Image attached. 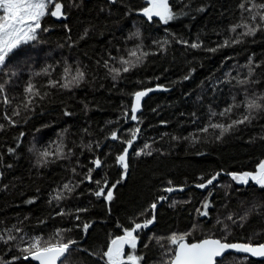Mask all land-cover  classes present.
<instances>
[{
	"label": "trees",
	"instance_id": "1",
	"mask_svg": "<svg viewBox=\"0 0 264 264\" xmlns=\"http://www.w3.org/2000/svg\"><path fill=\"white\" fill-rule=\"evenodd\" d=\"M61 2L66 19L46 17L44 24L49 30L41 32L38 42L22 46L11 58V67L19 73L7 85L13 106L23 99L24 87L30 79L50 95L34 112L14 117L20 121L14 127L4 119L5 113L11 115L12 107L0 103V123L5 125L0 131V172L3 173L0 230L16 225L29 235L47 237L56 229L72 228L67 235L80 241L82 247L93 252L106 250L112 238L123 234L121 226L131 227L133 218L140 222L151 216V211L145 216L140 213L158 196L169 195L163 188L171 180L174 185L187 183V186L184 192H174L167 201L159 203L155 222L141 231L137 254H146V264H162L164 248L168 247L166 238L172 233L192 232L190 241L207 235L220 237L223 231L216 223L218 218L223 220L229 213L238 216L254 206L256 210L244 227L232 226L228 239L247 242L253 237V243L264 242V189L252 182L238 184L227 175L253 171L264 160V113L221 140L215 138L211 129L208 133L199 131L210 118L213 122L229 123L230 120L219 115L212 118L211 113L218 114L228 107L233 97L242 100L243 88L249 94L264 93V33L244 37L239 44L219 47L225 39L236 35L229 29L240 19L241 0H170L174 11L185 14L167 25L158 18L148 21L139 12L147 6L146 0H117L116 4L110 0ZM137 30L140 37H132ZM164 40L168 43L163 47L156 43ZM141 43L150 55L139 67L122 73L114 81L107 74L104 62L120 67L119 58L127 57V52ZM192 43L203 46L191 48ZM210 48L218 50L211 52L207 50ZM250 60L260 65L251 77L257 82L239 86L232 78L244 79ZM77 64L87 73L79 87L71 90L46 87L50 78H60L66 65L75 68ZM48 65L54 68L51 77L34 75ZM185 76L190 78L184 79ZM157 85L163 86L162 90L145 100L139 115L143 121L139 124L141 132L130 150L126 178L116 184L111 202L97 198L94 195L97 185L84 180L88 170L94 167L91 162L96 157L105 162L92 173L93 181L106 179L111 188L121 179L122 168L115 156L125 145L108 137L112 130L119 129L118 135L129 138L128 130L137 126L124 119L126 110L131 115L132 93ZM66 111L71 115H65ZM240 112L243 108L234 110L232 118H237ZM193 136L198 137V142H194ZM61 142L65 153L71 150L69 158L50 157L46 165L37 163L40 151L55 152ZM88 144L92 145L91 150L86 147ZM145 144L151 145L148 149L151 155L133 154ZM9 148L15 151L9 152ZM216 172L222 174L209 189L194 187L201 182L199 177L206 180ZM79 181L83 182L74 192L66 194L65 200H52L63 184ZM205 198L213 206L209 208V217H200L196 209ZM173 199L176 206L170 207ZM29 200L34 203H28ZM81 208L87 211L79 213L80 221L72 216L56 215L61 209L74 212ZM41 220L46 223L41 224ZM83 222L91 224L87 235L75 227ZM153 237L164 239L159 243L153 239L144 249L143 244ZM8 247L0 243V255L10 260L19 253L15 249L8 251ZM226 257L225 264H236L241 256ZM15 264L34 263L20 260ZM71 264L102 262L78 252L74 253ZM244 264H264V260L250 257Z\"/></svg>",
	"mask_w": 264,
	"mask_h": 264
},
{
	"label": "snow or ice",
	"instance_id": "2",
	"mask_svg": "<svg viewBox=\"0 0 264 264\" xmlns=\"http://www.w3.org/2000/svg\"><path fill=\"white\" fill-rule=\"evenodd\" d=\"M111 4H116L117 0H110ZM147 6L139 10V12L147 18L148 21H153V18H158L160 22L167 25L170 21L176 20L179 16L184 15L183 12H177L173 9V4L170 0H146ZM78 6V5H77ZM241 10V16L237 23L233 24L229 29L230 32L235 33L234 37L225 39L219 47H229L234 44L243 42L244 37L255 36L257 32L264 33V0H241L238 6ZM204 9H200L203 11ZM54 17L57 19H66V13L64 12V4L61 0H0V103L12 107L11 115L5 113L4 119L8 121L9 126H16L20 121L14 119V117L22 116V113H31L35 111V108L40 102L45 100L50 93L42 90L41 86L30 79L24 87L23 99L13 106V98L9 96L7 92V85L11 83L13 77L18 76L17 70L11 67V58L21 49L24 45L33 44L38 42L41 32H47L49 29L44 24L46 17ZM66 27V25H65ZM239 30V31H238ZM84 35H87L85 31ZM140 32L137 30L132 34V37L139 38ZM83 38V37H81ZM187 44V41H179ZM156 43L166 45L167 40L156 41ZM191 48H201L202 43H192L189 45ZM208 51L215 52L217 48L207 49ZM150 55L149 52L143 49L142 43L137 44L127 52V57H120L118 63L120 67L110 65L109 61L104 62V67L107 69V74L115 81L121 77L122 73H128L131 70L139 67ZM110 60L116 61V57H110ZM248 75L244 79L233 77L236 80V84L239 86H245L252 83H256L251 79L254 75L256 68L260 67L258 64H254L251 60L248 65ZM54 68L52 65H48L41 72L34 73L35 76H52ZM230 75V74H229ZM87 77L86 71L78 64L75 68L71 65H66L63 69L59 79H49L46 87L48 89H63L71 90L79 87L81 83L85 81ZM189 76H185L184 79H189ZM223 82V81H222ZM231 83V80L227 81ZM163 86L157 85V88ZM156 88H147L141 91L132 93L134 97V104L132 105L128 115V110L124 112V119L137 122V126L128 130L129 138L124 139L122 134L118 135L119 129L112 130L109 135V139L119 141L125 147L122 151L115 156L116 163L122 168L121 179L112 184L111 188L108 187V181L105 179L103 182L100 180L93 181L92 173L99 168H102L105 162L96 157L91 163L93 168L89 169L84 176V180L97 185V190L94 195L97 198L103 197L107 202L113 200V190L116 184L121 183L126 178L129 168L128 157L129 149L133 148V144L139 138L141 129L139 124L143 121L137 116V113L141 111V101L150 92L155 91ZM167 90V89H164ZM243 108V112H240L237 118L233 119L232 115L234 110ZM262 113H264V93L252 92L249 94L247 88H243V99L237 101L233 97V103L224 108L218 114L211 113V117L214 118L219 115L221 118L230 120L229 123L213 122L210 118L207 126L199 129L202 133H208L209 130H213L215 138L217 140L223 139V137L238 128L240 125L251 124ZM65 115H71L69 112H65ZM194 115V114H193ZM24 123L27 119L23 120ZM5 129V125L0 123V131ZM218 130V132L216 131ZM85 131H87L85 129ZM23 133H21V136ZM174 139H178L174 137ZM194 142H198V137L193 136ZM91 150L92 145H86ZM151 145L145 144L144 148L134 152V155H151L152 152L148 151ZM9 152H14L12 148L8 149ZM71 150L65 153L64 146L59 143L55 152L45 149L39 152L37 163L41 166L46 165L49 162L50 157L65 159L69 158ZM8 167H11L9 165ZM75 172V168L72 169ZM222 172H216L212 174L208 179H204L203 176L199 177L200 183L194 184V187L198 189H209L210 186L217 182ZM238 184L248 185L252 182L260 189H264V160H261L253 171L244 172H230L227 173ZM3 177V173L0 172V178ZM77 183H65L62 189H58L52 196V200L63 201L67 198L66 194H71L79 186ZM187 183L184 185H174L171 180L168 181V186L163 188V192L172 194L174 192H184ZM107 189V191H105ZM169 195H160L156 200L150 204L149 208L140 213L141 216H145L151 211V216L137 222L138 218L131 220V227H122L123 234L118 235L110 240L106 250L90 251L81 246V242L75 238L69 237L67 234L72 232V228H59L56 229L51 235L47 237L43 234L29 235L24 231L22 227L13 225L11 228L0 230V243L9 246L8 251L15 249L18 255H13L10 260L5 259L0 255V264H15L16 261H35L37 264H71L74 253L84 252L90 256L98 258L102 264H146L145 253L141 252L137 254V249L140 247V233L144 229H148L156 220L157 205L163 201L169 199ZM211 190L209 191V196ZM51 203V201H49ZM187 203L188 201H181ZM28 203H34V200H29ZM177 201L175 199L169 204L170 207H175ZM210 199L205 198L201 206L196 209L200 217H209V208L212 207ZM253 209L245 211L241 215H234L229 213L223 220L217 219L216 223L222 228L223 235L216 237L215 235H207L199 240H189L192 232L185 233H172L166 239L168 241V247L164 248L162 264H225L228 259L226 253L243 254L236 261V264H244L250 257L251 258H264V242L253 243V237H249L247 242H230L228 237L231 235L232 226L244 227V224L248 221L251 213L255 211ZM87 211V209H76L73 211H65L61 209L56 213L57 216H72L74 220L80 221L81 217L79 213ZM227 221V222H225ZM230 222V223H229ZM41 224L46 221L41 220ZM75 227L80 228L83 234L87 235L88 229L91 224L83 222L77 224ZM196 226H193L195 231ZM156 239V243H159L160 239L164 238H150L143 244V248L147 249L152 240ZM163 248L164 246L161 245ZM126 248L128 252L126 253Z\"/></svg>",
	"mask_w": 264,
	"mask_h": 264
},
{
	"label": "water",
	"instance_id": "3",
	"mask_svg": "<svg viewBox=\"0 0 264 264\" xmlns=\"http://www.w3.org/2000/svg\"><path fill=\"white\" fill-rule=\"evenodd\" d=\"M56 20H58V21H61L63 18H60V19H57V18H55ZM156 88V90L155 91H153V92H150L147 96H145L143 99H142V101H141V111L140 112H138L137 113V116L139 117V115L143 112V106H144V102H145V100L149 97V96H151L153 93H155V92H159V91H161L162 89L161 88H157V87H155ZM142 90H144V89H142ZM141 91V90H140ZM134 104V97H133V101H132V105ZM132 105H131V107H132ZM130 123H137V122H134V121H131L130 120ZM131 149H129V155H130V151ZM128 163H129V157H128ZM153 225V224H152ZM152 225H150V226H152ZM232 254H234V255H239V256H242L243 254H237V253H232ZM226 256L227 255H230L229 253H226L225 254ZM253 259H257V260H264V258H253ZM34 264H37V262H35V261H32Z\"/></svg>",
	"mask_w": 264,
	"mask_h": 264
},
{
	"label": "flooded vegetation",
	"instance_id": "4",
	"mask_svg": "<svg viewBox=\"0 0 264 264\" xmlns=\"http://www.w3.org/2000/svg\"><path fill=\"white\" fill-rule=\"evenodd\" d=\"M126 250H127V248H126Z\"/></svg>",
	"mask_w": 264,
	"mask_h": 264
}]
</instances>
